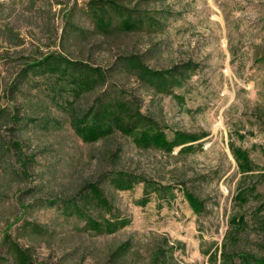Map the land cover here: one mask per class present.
Masks as SVG:
<instances>
[{
  "label": "rangeland",
  "instance_id": "obj_1",
  "mask_svg": "<svg viewBox=\"0 0 264 264\" xmlns=\"http://www.w3.org/2000/svg\"><path fill=\"white\" fill-rule=\"evenodd\" d=\"M90 1L0 0V148L4 149L0 153V242L7 224L15 223L14 237L38 261L150 264L153 252L167 238L178 246L175 264H211L202 249L220 247L230 218L242 214L249 226L239 232L236 249L264 255V228L259 226L264 221V208L259 209L264 205V169L241 181L230 150L233 141L249 149L256 164L264 165V0H118L156 17V22L127 31L116 21L108 33L97 29ZM52 51L109 68L108 88L118 84L143 98V110L156 117L170 137L177 130L204 137L192 152L180 151L182 146L172 152L142 148L120 132L84 142L69 115L54 105L44 83L30 87L28 102L6 92L23 64ZM131 53L141 54L154 68L185 62L198 67L175 94H160L116 67ZM101 91L83 96L82 105L88 106ZM13 105L20 116H47L52 125L30 119L14 122ZM14 140L23 145L28 177L21 172ZM118 171L185 184L205 200L206 211L196 214L178 190L171 204L160 207L153 196L142 206L138 200L144 183L118 190L108 178ZM88 182H99L115 213L131 222L114 233H96L86 228L85 221L66 216L62 207L43 203L70 198ZM240 184L257 186L258 195L244 205L234 199ZM24 206L28 207L23 214ZM93 212L101 218L110 216L101 209ZM24 220L42 225L40 233L24 230ZM125 241H131V248L117 256Z\"/></svg>",
  "mask_w": 264,
  "mask_h": 264
},
{
  "label": "trees",
  "instance_id": "obj_2",
  "mask_svg": "<svg viewBox=\"0 0 264 264\" xmlns=\"http://www.w3.org/2000/svg\"><path fill=\"white\" fill-rule=\"evenodd\" d=\"M90 11L97 29L102 33L110 32L116 21L121 29L134 31L145 26L148 22L154 25L156 17L144 14L137 8L128 7L118 0H91ZM119 69L134 74L137 79L148 88L160 94H175V91L184 87L187 80L192 77L197 69L194 62H185L168 68H154L147 64L143 56L138 53L124 55L119 60ZM115 67L112 68V70ZM112 72L109 68L96 65L81 59H74L60 51L49 52L39 58L28 61L12 79L6 92L11 93L13 99L21 98L28 102L27 92L30 87H37L40 83L48 86L47 92L52 97L54 105L66 112L70 117V123L75 133L86 143L97 142L107 138L116 132L131 137L142 148H158L172 152L177 146H182L180 151L192 152L196 149V142L204 136L177 130L170 137L161 122L143 110L144 100L116 84L109 89ZM42 78V80H37ZM102 90L93 101L84 106L81 99L86 94ZM184 99L183 96H179ZM19 109V108H18ZM13 105L11 117L16 122L22 120L43 121L46 125H52V119L47 116L30 117L24 113L19 115V110ZM240 138L245 137L238 132ZM12 147L19 151L21 172L29 176L28 161L23 151L20 140H14ZM230 150L237 162L239 172L243 179L253 175L264 165L260 166L253 160L250 150L230 142ZM4 149L0 148V153ZM110 183L118 190H132L138 183H144V194L138 200L142 206L147 205L156 196L159 206L165 203L171 204L177 197V190L182 191L185 199L193 211L201 215L206 211V202L183 184L164 183L126 171L110 173ZM240 181V182H241ZM234 199L239 204H246L252 196L258 195L255 184L243 187L240 184ZM46 206H59L66 216H75L86 222V228L96 233H114L131 222L128 216H120L115 213V206L109 199L99 182H88L80 192L70 198H56L43 201ZM28 206H24V212ZM264 205L260 206V210ZM101 209L109 217H97L94 210ZM24 217V215H23ZM225 242L219 247L202 249L208 256L211 264H264V255L249 251L237 250L236 244L239 232L249 226L245 216L234 215L229 220ZM15 223L7 224L0 242V255L3 264H50L38 261L33 257L29 247L24 246L12 233ZM264 228V221L260 222ZM22 228L30 229L34 233H40L42 225L35 221L24 220ZM131 241L123 242L117 249L116 255L121 256L131 248ZM264 250V244H261ZM178 246L171 244L165 238L152 254L150 264H175L173 262L174 251Z\"/></svg>",
  "mask_w": 264,
  "mask_h": 264
}]
</instances>
